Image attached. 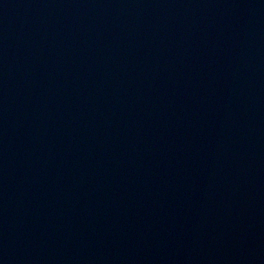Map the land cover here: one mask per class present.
I'll list each match as a JSON object with an SVG mask.
<instances>
[{
  "label": "water",
  "instance_id": "water-1",
  "mask_svg": "<svg viewBox=\"0 0 264 264\" xmlns=\"http://www.w3.org/2000/svg\"><path fill=\"white\" fill-rule=\"evenodd\" d=\"M0 264H264V0H0Z\"/></svg>",
  "mask_w": 264,
  "mask_h": 264
}]
</instances>
